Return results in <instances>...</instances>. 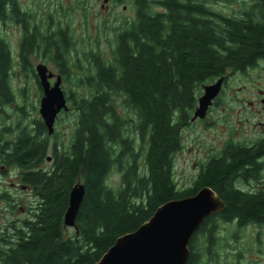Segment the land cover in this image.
Listing matches in <instances>:
<instances>
[{
	"label": "trees",
	"instance_id": "obj_1",
	"mask_svg": "<svg viewBox=\"0 0 264 264\" xmlns=\"http://www.w3.org/2000/svg\"><path fill=\"white\" fill-rule=\"evenodd\" d=\"M0 1V12L8 2H18ZM208 1L140 2L136 22L115 38L112 59L86 55L92 57L93 70L78 79V86L89 94H68L77 111L76 128L69 146L54 144L49 169H42L50 138L44 122L34 125L40 141L30 137L28 125L13 126L19 137L9 146V167L23 169L22 182L32 188L38 204L16 228L9 251L0 254L2 264H96L119 237L148 222L160 206L204 187L217 193L225 209L196 232L187 264L219 262L217 235L224 224L264 226V196L241 194L233 183L254 154L214 157L187 187L175 179L182 133L190 126L203 86L246 73L264 59V0H244L241 12L232 17L215 12ZM52 48H57L55 56ZM45 51L57 59L69 82L74 69L70 52L53 43ZM13 68L11 48L0 35V113L14 102ZM128 112L137 121L126 119ZM114 171L121 180L115 188L109 184ZM78 182L86 194L77 229L67 236L64 215ZM242 257L240 250L234 255L237 264Z\"/></svg>",
	"mask_w": 264,
	"mask_h": 264
},
{
	"label": "rangeland",
	"instance_id": "obj_2",
	"mask_svg": "<svg viewBox=\"0 0 264 264\" xmlns=\"http://www.w3.org/2000/svg\"><path fill=\"white\" fill-rule=\"evenodd\" d=\"M243 1L221 0L218 4L215 2L209 4V7L216 12L232 17L234 14L241 12ZM20 2L28 7L29 5H34L35 12L39 16L38 21L44 13L48 11L55 13L57 11L55 19H62L65 26L71 25V30L76 37V39L74 38L75 41H72L74 48H76L74 49L75 53L71 61L74 69L71 71L69 82L63 79L55 59H51L49 54L47 56L43 54L41 56L39 54L32 56L30 58L32 67L28 68L18 65V59L16 60V57H14L15 62H13L14 68L11 73V87L15 97L14 102L9 105V128L17 126L18 123H23L31 129L34 128L37 121H43L40 115L43 90L40 87L39 78H37V66L45 64L49 71L56 74L51 79H54L55 82L56 76L62 77V88L66 96L71 93L76 96L89 94L88 90L78 86L81 84L78 82V79L89 75L93 70L92 57L87 58L88 56L86 55L88 53L100 54L104 61H109L112 57V48H114L112 47V37H110V33L104 28L103 24L105 18L110 13V11L108 12V8L115 10V13H110V15L116 16V19H118L117 25L119 22H122L120 20L133 18L134 10L128 8L125 11L123 5L114 6L112 0L110 3H106L105 0H89L90 4L87 7V11L84 10L82 5L78 6L80 0H20ZM104 6L106 7L105 9L103 8ZM61 7L62 9H60ZM70 8L76 11L69 13ZM85 11L88 19L87 23H85L84 18ZM112 23L111 25H113ZM0 35L5 39L15 56L16 43L20 35L19 29L9 22V25H0ZM109 40L111 44L108 43ZM228 78L227 86L224 90L222 88V94L220 93L214 101L220 102V105L212 106L208 112L206 121L212 124L206 125L195 122L185 128L182 133V149L177 153L174 165L175 179L181 188L189 186L195 180L199 166L203 162H206L211 154L218 152L223 143L229 139L230 133H236L237 136L242 135L241 138L248 137L247 134L253 128L249 126L251 121L246 122L247 119L257 122L256 118H260L257 111L263 110L262 106L259 105L254 109L250 108L247 103L251 99L255 100L259 95L258 90L261 87L264 88V70L250 72L249 75L234 74ZM238 100H241V102H238ZM68 105L69 111L62 112L59 115L55 124V133L52 136L49 135V143L51 142L53 145L63 143L65 147L69 146L74 135L78 116L77 111L72 108L71 102H68ZM4 110L8 109L4 107ZM119 113L123 116L122 109H119ZM252 113L254 118H251ZM126 116L128 120L131 118L134 122L137 121L136 114L132 112H128ZM241 120L242 122L239 123ZM0 122L6 125L4 116ZM129 129L132 131L133 126H129ZM137 144H139L138 140L136 141ZM141 163H143V160ZM51 165L44 162L42 167L50 168ZM19 172V169L15 167L9 169V195L11 198L9 199V203L5 204L6 207H9V225L16 219L22 222L27 218L25 211L29 207L36 208L38 204L36 197L29 196L20 188L15 189L14 184L17 183L18 177L16 176ZM120 181V174L114 171L110 175L109 184L115 188L120 186ZM3 206L4 204L0 203V208ZM7 219L8 217L4 218L0 213V226L1 223H6ZM20 225L18 224V226ZM75 230V228L65 227L67 236L74 235ZM258 231L255 228L249 227L239 232L233 227L224 224L221 227V232L217 235L219 244L222 246L221 250H218L220 252L219 262L209 264H237L234 255L239 250L243 253L240 264H264V230H262L263 233L260 235H258ZM258 237L261 241L258 240ZM198 243H203V238Z\"/></svg>",
	"mask_w": 264,
	"mask_h": 264
},
{
	"label": "flooded vegetation",
	"instance_id": "obj_3",
	"mask_svg": "<svg viewBox=\"0 0 264 264\" xmlns=\"http://www.w3.org/2000/svg\"><path fill=\"white\" fill-rule=\"evenodd\" d=\"M106 3H110L111 0H105ZM112 4L114 6L123 5L124 10L126 11L128 8H131L134 10V16L133 18H127L126 20H120L122 22H119L118 25L116 24L118 19H116V16H111V14L115 13V10H110L108 8V12L110 11L109 15L105 18L103 24L104 28L110 33V37H112V47L115 45V38L120 33L126 31L128 28L132 26L133 23L136 22L137 16L139 14V5L140 2H150V4L154 5L156 2H164V0H112ZM197 2L204 3L206 0H196ZM221 0H210L208 1L209 4L215 2L220 3ZM179 2L187 3L189 0H179ZM78 6L82 5L84 7V10L87 11V7L90 4L89 0H80L78 2ZM36 6V4H35ZM106 8L105 6L103 7ZM62 9V7L60 8ZM155 11H161L160 8L155 7ZM76 10L70 8L69 13H74ZM85 11V23L88 22L87 15ZM215 11V10H214ZM216 12V11H215ZM57 15V11L53 13L52 11H48L43 14L42 18L38 21V14L35 12L34 5L24 6L20 0L16 2V4H9V2L5 5L4 10L0 12V25H14L15 28L19 29L20 35L19 39L17 41V48H16V54L14 56L13 51L11 49V55L14 61L15 59H18V65L24 68L32 67V64L30 62V58L32 56H36L39 54H43L44 56H47L48 53L46 50L47 45L53 43L55 46H60L61 48L65 49L66 51L70 52L71 57H73L74 52V44L72 41L76 37L73 34V31L71 30V25L65 26V23L62 21V19L56 20L55 17ZM66 15V14H65ZM67 18V16H66ZM113 22V23H112ZM46 23V25H44ZM111 23L113 25H111ZM70 40V42H69ZM75 41V40H74ZM110 40H109V42ZM32 49V53H28L29 50ZM57 51V48H52L50 55L55 56V52ZM24 54H27V58L25 59ZM57 59H55L56 61ZM263 62V63H262ZM57 63V62H56ZM263 64V65H262ZM14 65V64H13ZM16 65V64H15ZM45 65V64H44ZM59 65V64H57ZM71 67H74L72 65V62L70 64ZM59 67V66H58ZM60 70V69H59ZM258 70H264V59L259 61L256 67L249 69L246 71V73H236V74H242V75H249L250 72L258 71ZM55 74V73H54ZM56 75V74H55ZM38 78V77H37ZM228 79L225 80L223 85V90L228 84ZM51 84L55 83V80L50 81ZM258 97L254 99H251L247 104H249L250 108H257V106L261 105L263 110H258L257 114L260 115V118H256V121H252L250 119H247L246 122H250L251 130L245 138H241L242 135H238L236 133H230L229 139L223 143L222 147L218 150V152L213 153L209 156V159L206 160V162H203L197 171V176L204 170V168L210 164L212 161H214V157L223 156L229 157L235 156V154H238V151L246 152L248 154H254L255 158L251 163H245L244 166V172L237 174V176L234 177V186L236 191L240 192L244 195H263L264 196V88H260ZM222 94V93H221ZM238 102H241V100H238ZM243 102V101H242ZM213 106L220 105V102H214ZM8 110H4L0 113V120L2 117H5V123L6 125H3V122H0V203H3L4 206L0 208V213L2 217H8L7 222L1 223L0 226V254L6 253L9 251V244L14 242L15 240V230L16 228L23 225V221L19 222L17 219L12 221L9 225V207H6L5 204L9 203V199L11 198L9 195V169H13L14 167H9V146H12L13 143H15V140L19 137L17 132L15 131V128L12 127L11 131H9V102L7 106H5ZM251 118L253 117V113L251 115ZM195 122H199V124H212L208 123L205 120H197ZM194 122V123H195ZM239 121V123H241ZM214 123V122H213ZM193 123H190V125ZM29 131H32L33 134H31L30 137H37L40 141V138L34 134V128H31ZM9 134L10 137H9ZM29 137V136H28ZM52 139V138H51ZM55 145L49 143L48 148V154L47 158L44 162H47L48 164L54 163V153L53 148ZM231 151V153L228 154V152ZM234 152V153H233ZM240 166V165H239ZM19 169V173L17 174V183L14 184L15 189H21L25 193H27L29 196H33L34 192L32 188L22 182V176L24 174L23 169ZM42 169H49L42 167ZM34 208H28L25 211V215L27 218H29L32 214V210ZM29 213V214H27ZM26 218V219H27ZM18 224H21L18 226ZM228 226L233 227L236 231H243L248 229L249 227L255 228V230L258 231V235L263 233L262 230H264V226L260 227L258 225L249 224L248 226L244 228H239L237 222L234 221V223L227 224ZM221 232V230H220ZM240 237V236H239ZM221 239V238H220ZM258 240L260 238L258 237ZM0 264H2V261L0 260Z\"/></svg>",
	"mask_w": 264,
	"mask_h": 264
},
{
	"label": "water",
	"instance_id": "obj_4",
	"mask_svg": "<svg viewBox=\"0 0 264 264\" xmlns=\"http://www.w3.org/2000/svg\"><path fill=\"white\" fill-rule=\"evenodd\" d=\"M36 72L43 90L40 115L48 135L52 136L59 115L69 111L67 96L62 88L61 76H56V82L52 85L50 81L55 75L46 65H38ZM224 82L225 77H221L203 86V94L198 99L191 123L207 118ZM85 194L82 183L72 188L64 215L65 227L77 229V216ZM224 209L225 203L210 187L202 188L194 196L169 201L136 231L119 237L96 264H187L189 246L196 232L207 218Z\"/></svg>",
	"mask_w": 264,
	"mask_h": 264
}]
</instances>
